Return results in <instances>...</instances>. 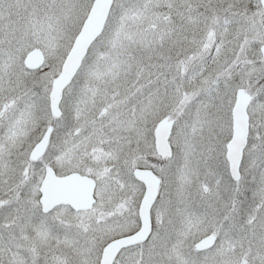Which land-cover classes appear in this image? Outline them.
Returning <instances> with one entry per match:
<instances>
[{"label": "snow or ice", "instance_id": "6c2138e0", "mask_svg": "<svg viewBox=\"0 0 264 264\" xmlns=\"http://www.w3.org/2000/svg\"><path fill=\"white\" fill-rule=\"evenodd\" d=\"M0 264H264V0H0Z\"/></svg>", "mask_w": 264, "mask_h": 264}]
</instances>
